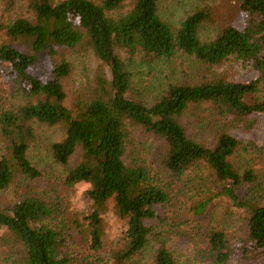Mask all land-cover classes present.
Masks as SVG:
<instances>
[{
    "label": "trees",
    "instance_id": "obj_1",
    "mask_svg": "<svg viewBox=\"0 0 264 264\" xmlns=\"http://www.w3.org/2000/svg\"><path fill=\"white\" fill-rule=\"evenodd\" d=\"M157 2L25 0L29 16L0 24L9 39L0 44L7 81L0 88V200L18 190L13 202L0 203V264H144L141 255L151 247L145 264H179L166 241L181 225L182 236L197 244L193 259L264 264V145L230 133L250 130L253 115L264 113V0H236L239 25L206 41L198 37L203 9L172 26ZM18 39L29 40L31 53L14 47ZM78 47L97 62L90 79L71 91L65 82ZM179 53L209 67L248 62L258 75L239 82L214 72L167 84L146 103L132 87L133 66ZM43 56L50 71L35 77L30 69ZM38 125L62 131L47 146L54 162L66 166L77 156L64 183L85 187L93 208L84 223L68 218L61 202L36 186L42 173L29 152ZM137 129L161 142L157 168L128 152ZM218 198L229 216H241L243 233L202 222ZM155 205L166 211L157 230L144 224L156 217ZM106 206L125 230L121 247L104 258L97 252Z\"/></svg>",
    "mask_w": 264,
    "mask_h": 264
},
{
    "label": "rangeland",
    "instance_id": "obj_2",
    "mask_svg": "<svg viewBox=\"0 0 264 264\" xmlns=\"http://www.w3.org/2000/svg\"><path fill=\"white\" fill-rule=\"evenodd\" d=\"M158 13L160 17L172 26H178L179 22L199 9L207 13L198 29V37L202 41L214 37L217 31L229 25H239L240 15L237 10L236 0H158ZM29 16L26 12L25 0H15L11 4L8 0H0V24L6 23L8 18L13 16ZM9 42L4 35H0V44ZM19 51L31 53L30 42L27 39H18L12 42ZM122 53L121 55H123ZM73 64V73L68 82H65L71 89L82 86L87 79H90L91 72L96 65L94 56L81 48H76L71 55ZM1 64V63H0ZM5 66V64H1ZM50 71L49 61L46 56L38 58L31 67L30 72L35 77L45 78ZM221 72L234 81L248 82L257 77V72L248 62L228 61L217 67H209L197 62L193 57L185 54H177L168 60L152 61L148 63H139L133 66L134 91H137L146 103H151L155 97L166 87L167 84L175 82H189L200 78L202 75L208 77L210 73ZM0 68V88L7 89V81L3 79ZM133 93L135 94L136 92ZM137 96V94H135ZM256 123L248 130L231 129L230 133L239 140L253 141L259 146L264 145V113H255L253 115ZM62 131L58 127H47L38 125L36 127V140L29 152V157L34 166L41 171L42 177L37 180L36 186L40 191L46 192L50 198L57 199L65 208L68 218L77 217L79 222L84 223V216L92 211L91 202L88 200L84 186H68L64 183L65 176L70 167L76 161L77 156L70 158L69 164L61 166L54 162L47 146L50 142L60 140ZM132 145L128 152L136 159L146 163L153 168H157L160 163V153L162 144L155 138L144 134L140 130H132ZM18 191V190H17ZM16 189L7 190L1 200V205L13 202ZM214 206L207 217L202 218V222L211 221V224H221L227 231L233 235L243 233L242 218L239 214L233 213L229 216V205L221 198L213 201ZM155 218L144 220V224L152 229H159L160 222L157 218L165 217L166 211L159 205L154 206ZM185 215V212L183 213ZM101 216V248L97 254L104 258L109 252L116 250L123 244V232L125 224L114 214L110 206H106L100 213ZM211 218H210V217ZM210 219V220H209ZM182 225L176 228L174 235L166 241L167 246L173 251L179 264H205L198 259H193L196 255L195 239L188 236H182ZM87 234H83L81 243L83 248H87ZM194 241V242H192ZM153 247L149 248L141 255L144 262L148 263L150 253ZM144 263V264H145ZM231 264H238L232 262Z\"/></svg>",
    "mask_w": 264,
    "mask_h": 264
}]
</instances>
